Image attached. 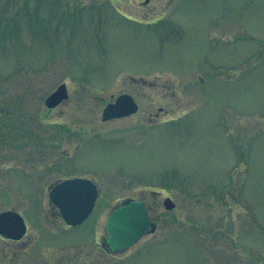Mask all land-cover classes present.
<instances>
[{
    "label": "rangeland",
    "instance_id": "374dc122",
    "mask_svg": "<svg viewBox=\"0 0 264 264\" xmlns=\"http://www.w3.org/2000/svg\"><path fill=\"white\" fill-rule=\"evenodd\" d=\"M146 1L0 0V213L28 225L0 264H264V0ZM75 177L100 194L68 226L49 192ZM129 198L157 229L112 252Z\"/></svg>",
    "mask_w": 264,
    "mask_h": 264
},
{
    "label": "water",
    "instance_id": "95a60500",
    "mask_svg": "<svg viewBox=\"0 0 264 264\" xmlns=\"http://www.w3.org/2000/svg\"><path fill=\"white\" fill-rule=\"evenodd\" d=\"M68 98L65 84L61 85L46 100L49 108L58 106ZM138 106L130 95L120 96L114 104H109L103 113V120L107 121L135 113ZM99 191L94 182L89 179L76 178L63 181L54 186L50 192V200L56 205L62 218L68 225L82 224L93 212ZM165 207L171 210L175 207L172 199L167 198ZM156 230L155 224L148 218L143 203L127 200L119 209L115 210L107 221L108 243L112 251L125 250L136 244L148 232ZM27 233V225L23 217L16 211L0 213V235L19 241Z\"/></svg>",
    "mask_w": 264,
    "mask_h": 264
}]
</instances>
